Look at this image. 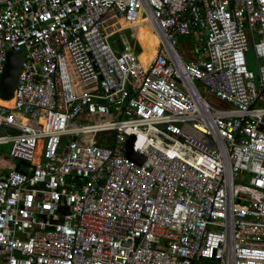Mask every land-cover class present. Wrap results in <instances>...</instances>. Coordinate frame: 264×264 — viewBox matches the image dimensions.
Segmentation results:
<instances>
[{
    "label": "built area",
    "instance_id": "obj_1",
    "mask_svg": "<svg viewBox=\"0 0 264 264\" xmlns=\"http://www.w3.org/2000/svg\"><path fill=\"white\" fill-rule=\"evenodd\" d=\"M7 52L0 264H264V0H0V76Z\"/></svg>",
    "mask_w": 264,
    "mask_h": 264
},
{
    "label": "rangeland",
    "instance_id": "obj_2",
    "mask_svg": "<svg viewBox=\"0 0 264 264\" xmlns=\"http://www.w3.org/2000/svg\"><path fill=\"white\" fill-rule=\"evenodd\" d=\"M119 21L115 18H113L110 14L105 17L104 19V30L105 31H111L114 28H116V24H118ZM119 26V24H118ZM117 26V27H118ZM133 30H126L123 32L124 37L128 40L129 45L133 46V40L130 38V33ZM143 39L142 41H137L138 42V47L141 49V51L148 52L150 48L156 44V38L151 34L150 30L146 25H144L143 29L141 30L139 34V39ZM108 44L110 45L111 48L116 47V38L111 37L108 39ZM175 49L179 55L183 57V59H191L193 58L192 53L194 55H199L201 51L199 50L198 46L193 44L192 41H190L187 37H177L176 38V43H175ZM138 48H135V53L139 52ZM245 63H246V68L250 70L251 72L254 73V75L257 74V61L255 59L253 49H252V44H248V50L245 53ZM195 85H198L197 82H195ZM198 93L200 96L209 104H211L215 108H224V105L222 104H217L215 101L211 99V97L207 94V91L205 90L204 87L199 86L198 87ZM76 125H86L85 123L81 124H76ZM183 131H185L187 134L191 135L194 138H197L198 136L191 130L186 129L183 127ZM2 152L7 153L6 149H4ZM11 162V163H8ZM17 161H7L6 157L2 158L0 161V173L6 171L9 167L12 165H16ZM241 185H243V182H239Z\"/></svg>",
    "mask_w": 264,
    "mask_h": 264
},
{
    "label": "water",
    "instance_id": "obj_3",
    "mask_svg": "<svg viewBox=\"0 0 264 264\" xmlns=\"http://www.w3.org/2000/svg\"><path fill=\"white\" fill-rule=\"evenodd\" d=\"M21 67V57L19 54L7 52L5 54V63L0 76V96L9 97L14 94L15 84ZM130 141L127 139L124 144V155L128 160L140 164L142 157L130 149ZM21 165L24 163L21 162Z\"/></svg>",
    "mask_w": 264,
    "mask_h": 264
},
{
    "label": "bare ground",
    "instance_id": "obj_4",
    "mask_svg": "<svg viewBox=\"0 0 264 264\" xmlns=\"http://www.w3.org/2000/svg\"><path fill=\"white\" fill-rule=\"evenodd\" d=\"M144 25H146L148 27V29L150 30V27H149L148 23L142 22V23L138 24L137 29L135 30V33H134L135 42H136L137 45H138V42L137 41H142L143 40L142 38L139 39V34H140L141 30L143 29ZM113 30H111V31H113ZM111 31H108V32H111ZM150 32H151V30H150ZM151 34L156 38V44H154V46L152 48H150V50L148 52L141 51V49H139L140 51H139V53L137 55V60H138V62L141 65H147L148 62L155 55V47L158 44V38L153 33H151ZM142 55H147V57L145 58V60H143L141 58ZM0 104L2 106L8 107V108L11 107V104H12V96H9V97L0 96Z\"/></svg>",
    "mask_w": 264,
    "mask_h": 264
},
{
    "label": "crops",
    "instance_id": "obj_5",
    "mask_svg": "<svg viewBox=\"0 0 264 264\" xmlns=\"http://www.w3.org/2000/svg\"><path fill=\"white\" fill-rule=\"evenodd\" d=\"M146 57H147V55H142V56H141V58H142L143 60H145Z\"/></svg>",
    "mask_w": 264,
    "mask_h": 264
},
{
    "label": "trees",
    "instance_id": "obj_6",
    "mask_svg": "<svg viewBox=\"0 0 264 264\" xmlns=\"http://www.w3.org/2000/svg\"><path fill=\"white\" fill-rule=\"evenodd\" d=\"M212 99V98H211ZM213 100V99H212ZM214 101V100H213Z\"/></svg>",
    "mask_w": 264,
    "mask_h": 264
}]
</instances>
